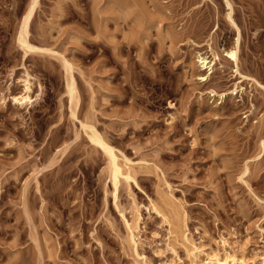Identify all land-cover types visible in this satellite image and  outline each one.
<instances>
[{
  "label": "rangeland",
  "instance_id": "obj_1",
  "mask_svg": "<svg viewBox=\"0 0 264 264\" xmlns=\"http://www.w3.org/2000/svg\"><path fill=\"white\" fill-rule=\"evenodd\" d=\"M32 2L0 0V264H264V0H38L25 51Z\"/></svg>",
  "mask_w": 264,
  "mask_h": 264
},
{
  "label": "bare ground",
  "instance_id": "obj_2",
  "mask_svg": "<svg viewBox=\"0 0 264 264\" xmlns=\"http://www.w3.org/2000/svg\"><path fill=\"white\" fill-rule=\"evenodd\" d=\"M37 5H38V0H33V2L31 3V5L28 9V12H27V14L23 20L22 29H21V33L19 36V43L25 51H28V49L31 48V44L29 42V34H30L29 28H30V23H31L32 18L34 16ZM229 6L232 10V6L230 4H229ZM232 13H233V11L230 12L229 18L231 19L232 23L237 28L238 34L236 36L235 46L231 50L227 51L226 56L228 58H230L232 60V62L235 63L236 72L240 75V78H242V82H244L246 80H250L251 82L259 85V82L255 78L250 77V76L242 73L240 70L241 67H240L239 53H240V48H241L242 33H241V29L237 26L235 20L233 19ZM217 59H218L217 54L214 55L213 60H209L208 57H204L202 54L199 55L200 66L203 69L208 70L207 75H204L201 77V79L203 81H208L209 78L211 77V75L213 74L214 66L216 64ZM67 71L69 74L68 85H67L68 94L70 96L71 103L74 105H77V103H78V88H77L76 80L72 74V67L70 65L67 66ZM31 90H32V88L29 85V80H27L25 91L21 95L16 97V100L22 104H25L27 102H31L32 101ZM235 92H236V89L232 93H235ZM211 94H213V96H215V95H218L219 93H217V91H215V90H212ZM227 94L228 93L219 94L220 99L224 100V98L227 96ZM90 129L92 130V134H91L92 141L95 144L100 145L109 156L110 178H111L112 184L115 188V191L117 193L118 189H119L121 177L125 176L124 165L119 160V157L115 153L114 149L104 140V138L93 127H91ZM262 147H263V151H264V142L262 144ZM128 178H129V176H126V179H128ZM176 213L179 214L178 209H176ZM194 250L199 252L200 254L205 255L203 264H248L247 260L243 257H239L237 255V253H232V252L230 253L229 251L225 252L224 254H222L220 251H212L209 253V252H206L203 247L197 246L195 244H194Z\"/></svg>",
  "mask_w": 264,
  "mask_h": 264
}]
</instances>
